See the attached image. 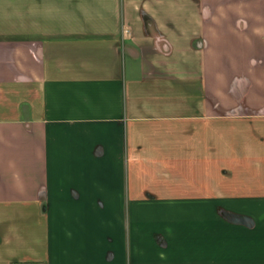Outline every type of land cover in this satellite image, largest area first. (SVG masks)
Wrapping results in <instances>:
<instances>
[{
    "label": "crops",
    "instance_id": "obj_1",
    "mask_svg": "<svg viewBox=\"0 0 264 264\" xmlns=\"http://www.w3.org/2000/svg\"><path fill=\"white\" fill-rule=\"evenodd\" d=\"M264 264V0H0V264Z\"/></svg>",
    "mask_w": 264,
    "mask_h": 264
},
{
    "label": "built area",
    "instance_id": "obj_2",
    "mask_svg": "<svg viewBox=\"0 0 264 264\" xmlns=\"http://www.w3.org/2000/svg\"><path fill=\"white\" fill-rule=\"evenodd\" d=\"M12 264H42L41 261H30V260H15Z\"/></svg>",
    "mask_w": 264,
    "mask_h": 264
}]
</instances>
